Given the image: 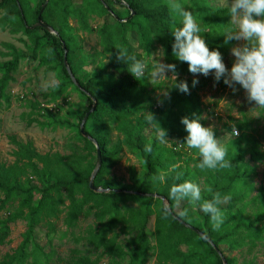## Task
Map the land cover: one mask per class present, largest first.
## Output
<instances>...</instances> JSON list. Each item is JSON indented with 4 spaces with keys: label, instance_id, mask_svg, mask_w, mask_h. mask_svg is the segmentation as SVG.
<instances>
[{
    "label": "trees",
    "instance_id": "obj_1",
    "mask_svg": "<svg viewBox=\"0 0 264 264\" xmlns=\"http://www.w3.org/2000/svg\"><path fill=\"white\" fill-rule=\"evenodd\" d=\"M45 1L42 0L41 5L33 12H27L24 6L26 0H0V25L7 26L12 34H23L30 41L26 52H16L12 47L3 45L10 51L8 56L12 59L0 64V105L1 102L9 103L7 88L13 81L18 62L24 61L37 62L38 65L47 66L57 73V82L51 87L49 95L53 102L71 89L88 102V107L79 114L78 124L72 126L66 121L53 119L51 110L46 106L38 103L30 105L32 113L43 112L49 122L41 123L33 119L29 121V125L34 123L40 128L68 126L75 130V138L81 147H74L69 155H40L30 144L18 143L11 138L10 143L16 147L13 153L15 163L11 167L0 166V212L8 210L5 219L0 220V246L8 238L9 225L16 220L26 222L27 232L14 255L6 257L0 264H22L28 256L29 246L32 247V256L40 255L45 263H48L50 255L54 254L50 247L55 234L51 220H59L60 214L63 213L62 224L71 227L78 222L79 217L91 210L96 211L97 223L88 229L87 232L92 230L86 240L88 245L100 251L99 256L91 259L89 256H80L79 250L73 249L67 257L58 260L59 264H104V260L105 264H146L150 251L146 230L151 218L154 221L157 264H222L206 241L180 225L174 218L175 216L188 224L175 213V208L178 204H188L189 200H171L168 191L172 185L185 181L199 185L202 179L205 200H212L217 193L221 197L227 195L230 197L227 201L232 210L236 205L243 203L245 198L243 191L238 187L242 177L240 165L245 156L234 141L230 143L237 152L235 157L229 160L230 168L222 172L197 168L199 157L195 159L192 155L186 156L177 151V146L171 141L177 137L184 145L183 140L187 133L180 120L184 117L190 120L199 119L201 110L198 97L190 91L188 94L181 93L171 85L168 94L160 99V105H155V102L147 97H144L143 102H139L138 99L143 95L139 88L142 81L135 80L128 73L127 65L116 60L120 49L126 50L137 59H142L132 53L131 47L128 46L126 35L129 33L136 35L144 51L151 46V37H154L165 50L166 62L176 65L179 74L177 83L191 82L182 77L190 74L187 64L177 61L171 52V31L179 24L169 14L167 5L161 0H81L78 5H74L73 0H49L41 14V20L57 32L58 35L54 36L41 28H31L36 24L38 13ZM120 2L127 6L121 5ZM189 3L197 20L202 23L201 34L209 50H219L224 61L235 46L234 40L224 42L225 30L232 27L228 8L211 9L198 0H189ZM54 4H58L62 20L47 19V13L53 9ZM117 6L120 10H127L128 17L132 11L133 18L126 22L122 21L127 18L119 20L118 15L114 13ZM89 13L113 20V24L103 22L97 31L104 41L105 49L111 52L116 63L115 69L120 72L122 79L114 81L112 76L102 79L100 75L81 79L78 76L73 65L77 45L74 37L67 31L66 19L78 15L84 19ZM62 43L67 51V64L79 88L73 85L63 66ZM91 99L95 100L96 107L86 119L84 133L99 146L101 167L94 179V186L109 190L107 194L94 193L88 187L96 162V150L93 144L81 135L79 126L92 107ZM145 115H151L157 127L166 131V139L172 147L162 145L157 140L155 130L145 121ZM200 122L203 124L202 120ZM231 128L226 125L224 130L228 133ZM237 128L242 132L248 129L244 123H237ZM214 133L218 139L221 132ZM123 150L134 154L141 166L139 173L133 168L129 169L131 185L128 187L103 180ZM193 153H196V150H193ZM158 177H163V181ZM124 191L158 195L165 199L168 206L164 207L158 199L129 195L123 193ZM36 196L38 200H35ZM128 203H137L138 208L130 209L126 206ZM86 208L88 211H85ZM105 218L108 220L103 222ZM263 220L264 212L259 213L253 220L243 219L241 208L226 214L218 231L211 229L207 216L204 218L203 229H195L203 233L219 250L222 245H226L230 251L246 244L254 245L255 242L264 241ZM120 222L123 224L122 231L128 228L125 226L127 222L138 230L125 250L118 243L119 235L115 233ZM38 227H48L45 237L46 246H49L50 250L47 253L43 246L32 241V235ZM184 246L187 248L186 253L179 250ZM221 254L223 255L222 251Z\"/></svg>",
    "mask_w": 264,
    "mask_h": 264
},
{
    "label": "rangeland",
    "instance_id": "obj_2",
    "mask_svg": "<svg viewBox=\"0 0 264 264\" xmlns=\"http://www.w3.org/2000/svg\"><path fill=\"white\" fill-rule=\"evenodd\" d=\"M161 1L166 5L168 3V0ZM198 1L206 7L215 10L225 9L229 6L228 0ZM73 2L74 5H78L81 0H73ZM41 3L42 0H26L24 6L27 12H33ZM182 3L195 14L189 0H182ZM115 9L114 13L118 15L119 20L128 18L127 10H120L118 6ZM47 19L62 20V13L58 8V4H54L53 9L47 13ZM103 22L113 24L112 19L90 13L84 19L80 15L66 19L67 31L74 37L77 45L73 65L81 79L96 75H100L102 79L105 76H112V80L114 81L122 79L120 72L115 69L116 63L111 52L105 49L104 41L97 31ZM176 22L179 24L178 19H176ZM232 27L234 26L232 25ZM126 39L128 46L132 49V53L137 54L149 64V72L151 71L152 62L168 64L165 60V54L161 56V52L163 51L164 53L165 51L164 48L154 37H151V46L147 51H144L143 47L139 45V41H137L134 33L126 35ZM243 42L235 41L234 47L242 46ZM117 44L118 42L115 45ZM3 45L12 47L16 52H26L30 41L23 34H12L7 26L0 25V64L9 62L12 59L8 56L10 51ZM231 50L223 61L226 68L229 69L234 61ZM56 75V72L48 69L47 66L38 65L37 62H18L13 74V81L9 84L6 91L9 96V103L1 102L0 105V166L11 167L15 163L13 153L16 147L10 143L11 138H14L18 143L30 144L40 155H69L74 147H81V144L75 138V130L73 128H69L68 126L40 128L34 123L29 125V121L33 119L41 123L49 122V118L43 112H40V114L31 112L30 105L34 103L41 104L50 109V115L53 119L66 121L72 126L78 124L79 114L87 109L88 102L76 92L71 91V89H68L63 97L57 99L55 102L52 101L49 95L51 87L57 82ZM166 75L168 79L156 81L150 75L146 76L139 87L141 89L140 92L143 93L142 97L138 99L139 102H143L144 97H147L152 99L155 105H160V99L168 94L169 87L172 85L170 81L171 73H167ZM182 77L187 81H191L187 83L189 91L190 93H194L199 99L201 110L199 119L203 121L202 125L211 127L213 131L221 132L218 140L227 151L228 155L226 158L230 160L235 157L237 151L234 145L231 144L234 141H236L235 145L239 147L245 156L244 162L240 165L242 177L238 184V187L244 193L245 198L243 203L236 205L232 210L229 208L227 200H222L219 206L222 208L224 215L243 208V219L253 220L259 213L264 212V108H259L253 103H248L244 90L239 85H235L236 92L233 93L232 89L223 83V77L218 83L214 82L211 73L208 77L199 74L194 77L191 73ZM194 78L198 79L199 82L195 87H192V80ZM237 123L246 124L248 129L244 132L240 131L237 128ZM109 125L112 126L111 123ZM226 125L232 127L228 133L224 130ZM233 129L239 132L238 136L232 135ZM171 143L177 146V151L182 152L186 156L192 155L195 159L199 157L197 152L193 153L194 149H187L177 137H174ZM162 145L171 146L170 143ZM140 167L137 157L129 151L123 150L118 161L109 174L103 177V180L108 183H118L123 187H128L131 185L128 175L129 169L133 168L139 173ZM223 170L219 171L222 172ZM199 186L201 188V200L199 202L189 201L188 204H178L175 208V213L180 215L188 225L203 229L205 215L199 210V205L206 201L202 179ZM35 200H38L37 196ZM126 206L134 210L138 208L137 203H128ZM167 206L168 204L166 203ZM7 211L0 212V220L5 219ZM85 211H88V209L86 208ZM185 211L187 215H182ZM95 212V210H91L86 214L84 213L79 217L78 222L71 227L62 224L63 213L60 214L59 220H51L54 225L55 234L50 247L54 254H51L48 263H45L40 255H31L32 247L29 246L28 256L22 264H59L58 260L67 257L73 249L79 250L80 256H89L91 259L98 257L100 251H96L94 247L88 245L86 240L89 232L92 230L87 232L88 229L97 223ZM125 217L127 218L128 216L126 215ZM107 220L105 218L103 222ZM122 226L121 222L118 223L115 233L119 235L117 239L118 243L125 250V247L130 244V241L135 237L138 230L129 222L125 225L128 228L123 229L124 231L121 230ZM47 229L48 227H38L32 235V241L43 246L46 253L50 250V247L46 246L47 239L45 234L47 233ZM146 231L150 247L146 264H157L153 218L149 220ZM26 232L27 225L24 220L19 219L9 225L8 238L0 246V263L6 257L14 255L23 242ZM179 250L182 253L187 252L185 246L180 247ZM220 250L223 252L227 264H244L247 262L264 264V241L255 242L254 245L246 244L242 248L230 251L226 245H222ZM105 262L106 260L103 261L104 264Z\"/></svg>",
    "mask_w": 264,
    "mask_h": 264
},
{
    "label": "clouds",
    "instance_id": "obj_3",
    "mask_svg": "<svg viewBox=\"0 0 264 264\" xmlns=\"http://www.w3.org/2000/svg\"><path fill=\"white\" fill-rule=\"evenodd\" d=\"M228 16L231 24L225 30V43L229 41H244L242 46L234 47L231 55L234 61L230 69L226 68L221 52L209 50L202 37L201 23L196 15L188 10L182 0H168L169 14L178 19L179 26L173 27L171 35L173 43L171 52L179 62L186 63L188 71L196 77L198 74L208 77L211 73L214 82L218 83L223 77V83L236 92L235 85L244 90L248 103L256 107L264 108V0H228ZM163 51L161 56H163ZM116 60L127 65L128 73L137 81H142L150 75L156 81L168 79L167 73H171L172 86L179 92L188 94L189 86L186 81H180L175 64L152 62L151 71L144 60L129 55L126 50H118ZM198 79L192 80V87L198 84ZM167 95V94H166ZM145 121L155 130L156 138L161 144H168L166 131L157 127L151 115H145ZM187 135L184 137V146L189 150H196L199 156L197 168L207 171H218L230 168V161L226 158L227 151L222 143L216 138L211 127L203 126L199 119L184 117L180 120ZM233 136L239 132L232 131ZM163 181V177H158ZM168 197L174 201L189 200L199 202L201 200V188L198 184L185 181L174 184L169 188ZM230 197L219 193L212 200H206L199 205L202 214L208 217L213 231L220 230L224 223L225 215L220 203ZM182 215H187L185 211Z\"/></svg>",
    "mask_w": 264,
    "mask_h": 264
},
{
    "label": "water",
    "instance_id": "obj_4",
    "mask_svg": "<svg viewBox=\"0 0 264 264\" xmlns=\"http://www.w3.org/2000/svg\"><path fill=\"white\" fill-rule=\"evenodd\" d=\"M48 1L49 0H46L45 3L43 4L42 8L40 9V11L38 13L36 24L33 25L31 28L32 29L41 28L44 31H46L47 33H49L51 35H54V36H57L58 35L57 32L54 31L51 27L47 26L41 20V14H42L44 8L46 7ZM120 3L123 6H127L124 2H120ZM132 16H133V12L131 11L129 17L126 20L122 21V22H126L127 20L131 19ZM62 49H63V66H64V68H65V70H66V72H67V74H68L71 82L73 83V85H75L76 87L79 88V86H78V84H77L74 76L72 75L71 70L69 69V66L67 64V51H66L65 45L63 43H62ZM91 100L93 102L92 107H91L90 111L83 117V119H82V121L80 123V126H79V130H80L81 135L84 138H86L88 141H90L93 144V146L95 147V150H96V162H95L94 169H93V171H92V173L90 175L89 181H88V187L94 193H97V194H107V193H109V190L102 189V188H99V187H95L94 186V179H95V177H96V175H97V173H98V171H99V169L101 167V156H100L99 146H98L97 142L94 139H92L91 137H89L87 134L84 133V124L86 122V119L88 118V116L90 115V113H92L94 111V109L96 107L95 100L94 99H91ZM116 192L117 193H120L121 191H116ZM123 193L129 194V195H136V196H140V197H144V198L158 199V200H160L163 203V206L166 207L165 199L163 197H160V196L155 195V194H142V193H135V192H131V191H124ZM174 218L178 221V223L180 225H182L186 229L192 231L194 234H196L201 239H203L204 241H206L213 248V250L215 251V253L218 255L221 263L222 264H227L226 259L221 254V251L217 247H215L213 245V243L203 233H201L200 231H198L194 227L186 224L182 220L176 218L175 216H174Z\"/></svg>",
    "mask_w": 264,
    "mask_h": 264
}]
</instances>
